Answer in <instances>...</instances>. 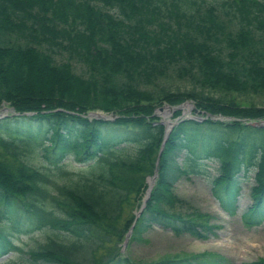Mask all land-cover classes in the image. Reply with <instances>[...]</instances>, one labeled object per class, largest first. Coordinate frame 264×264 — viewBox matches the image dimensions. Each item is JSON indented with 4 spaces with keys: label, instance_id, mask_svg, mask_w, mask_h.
Wrapping results in <instances>:
<instances>
[{
    "label": "trees",
    "instance_id": "16d2710c",
    "mask_svg": "<svg viewBox=\"0 0 264 264\" xmlns=\"http://www.w3.org/2000/svg\"><path fill=\"white\" fill-rule=\"evenodd\" d=\"M172 72L199 90L157 85ZM242 93L264 95V0H0V103L13 111L0 117V263L135 264L117 242L130 226L136 233L150 223L205 237L213 227L205 215L169 209L174 181L200 172V159L217 161L211 193L227 213L253 169L240 220L260 223L264 126L241 119L264 117V105L241 103L234 95ZM184 99L231 119L183 117L157 153L162 124L151 112ZM95 107L117 116H84ZM18 142L45 163L23 161ZM156 155L143 207L133 224L132 213L121 222L124 206L140 200ZM67 156L80 167L56 179L66 174L54 168ZM36 229L49 234L35 248L11 242L13 233ZM191 255L153 264H229L213 252ZM236 264H264V257Z\"/></svg>",
    "mask_w": 264,
    "mask_h": 264
},
{
    "label": "rangeland",
    "instance_id": "374dc122",
    "mask_svg": "<svg viewBox=\"0 0 264 264\" xmlns=\"http://www.w3.org/2000/svg\"><path fill=\"white\" fill-rule=\"evenodd\" d=\"M205 1L218 5L220 0ZM73 69L75 72H79L80 66L73 63ZM157 85L171 90L190 88L199 90L198 85L192 83L187 78L177 77L174 72L167 77H161V79L157 80ZM234 96L236 100L243 104L253 103L256 105H264V95L262 94L242 93L235 94ZM184 100L193 102L190 99ZM160 104L162 103L156 106ZM156 106L151 113L155 116V120L160 121L159 123L162 124V121L166 119L172 120L175 117V115H172L173 109L168 111L165 107L161 106L160 108H156ZM9 108H11V106H9L6 101L0 103L1 114L8 113L10 111ZM92 110L106 113L115 112L114 110L107 111L96 107L88 109L87 111ZM179 110L180 112L178 115H195L203 113V111L198 109V111L194 112L186 104L181 106ZM229 119H231V117L223 120ZM245 120L247 119L245 118ZM16 149L21 159L34 167L39 168L45 163V159L41 152L36 151L35 148L27 149L22 143L18 142ZM62 161H64V163L54 168V172H57L59 169L65 171L66 174H53L55 178L59 180L72 176L78 171V167H80V162L75 161L70 156L63 158ZM216 167V160L200 159L194 164V168L201 169L200 172L180 174L172 186L173 194L177 199L173 200L172 207L169 208L172 211L179 212L184 217L193 215L194 213L205 215L207 221L213 225L211 232H208L205 237H195L186 233L175 234L171 230L163 228L156 223H150V225L142 228L136 233L131 232V227H129L125 231L127 234L125 235V233H123L121 240L117 242L118 250L121 247L119 254L127 256L128 260L135 264H153L155 261L163 258H176L181 255H190L189 257L194 260L195 258L191 254H197L202 251L217 253L229 264H236L240 261H249L257 257H264V220L251 226H245L240 220V212L251 201L249 185L252 181L253 169L249 166L245 175L239 180L237 195L233 203V212L227 213L221 208L217 199L211 193L210 177L215 174ZM187 168L189 169V166H187ZM141 198L142 195L137 202L131 201L124 206L120 217L121 222L132 213L133 217L131 223L133 224L137 217L135 211L140 205ZM139 212L140 211H138V213ZM47 234H49V230L36 229L29 232L13 233L10 235V239L14 245L24 250L27 248H35L38 243L45 240ZM15 250L16 249L10 250L7 254L17 253ZM33 264H45V262L39 261Z\"/></svg>",
    "mask_w": 264,
    "mask_h": 264
},
{
    "label": "water",
    "instance_id": "95a60500",
    "mask_svg": "<svg viewBox=\"0 0 264 264\" xmlns=\"http://www.w3.org/2000/svg\"><path fill=\"white\" fill-rule=\"evenodd\" d=\"M185 104L188 107H190L194 112L198 111L195 108L193 102H187L186 100H182L181 102H179L177 104L162 103V104L156 106V108H160L162 106V107H165L168 111H171L172 109L173 110L177 109V108L179 109L181 106H183ZM9 109H11V108H9ZM1 115L2 114L0 113V116ZM85 115L88 118H100V119H113L115 116H117V114H115L113 112L106 113V112L98 111V110L87 111L85 113ZM183 117H190V118L197 119V120H200L204 117H209L212 119H219V120L230 118L229 116H225V115H221V114H211L208 112H203L201 114L198 113L195 115H192V114L177 115L172 120L166 119V120L162 121V124H163L162 139H161V142L159 144L157 153L159 152L160 147L162 145V141L164 140V137H165L166 133L168 132L169 128L171 127V125H173L177 120H179ZM242 121L247 123V124H251V125H255V126H263L264 125V118H259V119H254V120H242ZM157 122H160V121L157 120ZM156 161H157V155H156L155 160H154V167H153L152 173L150 175L145 176V182H146L145 191H144V194L142 195L140 205H139L138 209L135 211V214L138 213L139 209L143 205L144 199L146 198L148 191H149V188H150L151 184L153 183L154 177L156 175V170H155ZM126 234H127V232L125 233V235ZM124 239H125V236H124ZM120 250H121V247H120Z\"/></svg>",
    "mask_w": 264,
    "mask_h": 264
},
{
    "label": "bare ground",
    "instance_id": "6f19581e",
    "mask_svg": "<svg viewBox=\"0 0 264 264\" xmlns=\"http://www.w3.org/2000/svg\"><path fill=\"white\" fill-rule=\"evenodd\" d=\"M156 176V175H155ZM155 178V177H154ZM151 187V186H150ZM150 189V188H149ZM145 191V190H144ZM149 192V191H148ZM143 194H144V192H143ZM142 194V195H143ZM148 195V194H147ZM147 197V196H146ZM143 205H144V202H143ZM143 205L141 206V208L143 207ZM139 207V206H138ZM141 208L139 209V211L141 210ZM139 213H137V215H138ZM131 227V226H130Z\"/></svg>",
    "mask_w": 264,
    "mask_h": 264
}]
</instances>
